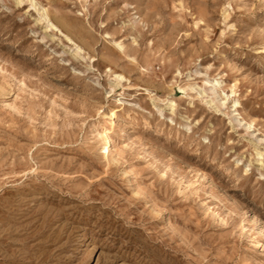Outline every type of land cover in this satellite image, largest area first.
<instances>
[{
	"label": "rangeland",
	"instance_id": "rangeland-1",
	"mask_svg": "<svg viewBox=\"0 0 264 264\" xmlns=\"http://www.w3.org/2000/svg\"><path fill=\"white\" fill-rule=\"evenodd\" d=\"M0 264H264V0H0Z\"/></svg>",
	"mask_w": 264,
	"mask_h": 264
},
{
	"label": "bare ground",
	"instance_id": "bare-ground-1",
	"mask_svg": "<svg viewBox=\"0 0 264 264\" xmlns=\"http://www.w3.org/2000/svg\"><path fill=\"white\" fill-rule=\"evenodd\" d=\"M36 6V5H35ZM43 17L45 18V19H47V14L44 12L43 13ZM49 27H51V28H53V24H49ZM115 117V113L114 112H111V117L110 118H114ZM112 121V120H111ZM113 123V122H112ZM105 134V133H104ZM103 134V135H104ZM105 139H106V143H107V146H106V148L107 147H109L108 145H109V143H110V139H109V137L107 136V135H105ZM107 150H109V148H107Z\"/></svg>",
	"mask_w": 264,
	"mask_h": 264
},
{
	"label": "snow or ice",
	"instance_id": "snow-or-ice-1",
	"mask_svg": "<svg viewBox=\"0 0 264 264\" xmlns=\"http://www.w3.org/2000/svg\"><path fill=\"white\" fill-rule=\"evenodd\" d=\"M201 23H203V21H201ZM224 34L223 33H221V36H223Z\"/></svg>",
	"mask_w": 264,
	"mask_h": 264
}]
</instances>
